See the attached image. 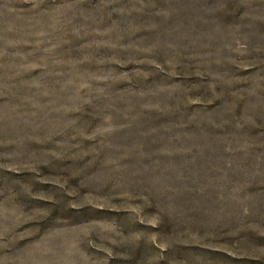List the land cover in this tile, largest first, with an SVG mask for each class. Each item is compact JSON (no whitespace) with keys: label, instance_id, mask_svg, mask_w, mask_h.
I'll return each mask as SVG.
<instances>
[{"label":"rangeland","instance_id":"374dc122","mask_svg":"<svg viewBox=\"0 0 264 264\" xmlns=\"http://www.w3.org/2000/svg\"><path fill=\"white\" fill-rule=\"evenodd\" d=\"M0 264H264V0H0Z\"/></svg>","mask_w":264,"mask_h":264}]
</instances>
